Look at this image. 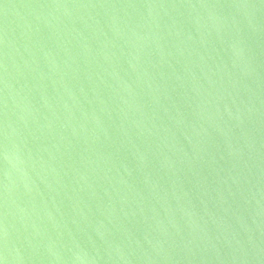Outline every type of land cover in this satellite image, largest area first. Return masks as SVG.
<instances>
[{"label": "water", "instance_id": "95a60500", "mask_svg": "<svg viewBox=\"0 0 264 264\" xmlns=\"http://www.w3.org/2000/svg\"><path fill=\"white\" fill-rule=\"evenodd\" d=\"M0 264H264V0H0Z\"/></svg>", "mask_w": 264, "mask_h": 264}]
</instances>
